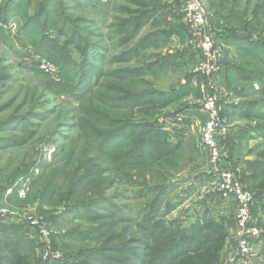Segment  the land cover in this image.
<instances>
[{"label":"rangeland","instance_id":"1","mask_svg":"<svg viewBox=\"0 0 264 264\" xmlns=\"http://www.w3.org/2000/svg\"><path fill=\"white\" fill-rule=\"evenodd\" d=\"M195 1L215 35L264 41V0ZM185 2L0 0V208L7 211L0 212V237L21 235L15 264L211 263L209 252L173 244L196 219L210 215L220 224L222 217L200 137L213 80L198 70L200 42ZM218 46L226 68L252 62L234 43ZM227 79L228 89L214 93L225 120L222 163L250 196L264 231V196L253 198L238 175L237 161L256 158L248 152L256 140L243 137L232 157L224 141L254 122L242 115L243 103L264 97L234 71ZM132 95L141 103L129 102ZM106 133L113 150L102 147ZM131 145L144 149L129 155ZM128 159L139 163L123 165ZM234 238L225 228L213 263L231 264ZM48 248L59 257L43 259ZM261 254L264 264V246Z\"/></svg>","mask_w":264,"mask_h":264},{"label":"trees","instance_id":"2","mask_svg":"<svg viewBox=\"0 0 264 264\" xmlns=\"http://www.w3.org/2000/svg\"><path fill=\"white\" fill-rule=\"evenodd\" d=\"M256 11V15H258ZM246 13V12H245ZM241 23V24H240ZM240 27L243 30L247 29V24H245V20H240L239 22ZM228 31H232L235 29H227ZM213 39L216 45H218L219 40H224L230 43H234L235 45L239 46L241 50L244 52L243 55L249 56L252 62L245 61L241 62L237 65L228 66L227 70L234 71L236 75V79L239 81H244L248 83V87L253 89L252 93L260 95L264 97V41L261 40H247L246 38H239V37H231L230 35L220 36L215 35L213 33ZM246 45V47H245ZM262 70V71H261ZM227 79V76H226ZM228 80V79H227ZM226 80L227 89L229 87V81ZM255 82L259 83V88H255L253 85ZM251 85V86H250ZM123 99L129 97H122ZM129 102L139 104L141 103V98L138 96L130 97ZM242 106V115L249 119L250 122L245 124L244 126H238L237 130H230L227 133V136L224 138L225 144L227 146V150L229 152V156H233L236 153V148L238 142L242 140L243 137L248 139L256 140L254 146L248 151L249 153L256 154V158L253 159H243L241 162L237 161L238 165L241 166L238 175L241 183L243 184L244 188L246 187L250 190L251 195L253 198L264 196V98L261 99H251L247 102L243 103ZM133 130H131L132 134L140 132L143 126H132ZM149 132H152L155 127L148 126ZM155 131V130H154ZM157 132H154L156 135ZM102 139V147L111 146L112 143L116 142L112 140L108 133L103 134L101 136ZM122 139V138H121ZM132 139L130 138V141ZM221 137H219V142ZM24 141L15 142V144H22ZM128 144V143H127ZM126 144V145H127ZM115 146V145H114ZM117 146V145H116ZM115 146V147H116ZM122 146V145H121ZM114 147H112L113 150ZM108 149V148H107ZM116 149V148H115ZM144 149L143 146L139 147V149H135V146H130L127 148L126 153L130 155V152H139ZM143 156V152H140ZM131 159L135 160L130 156ZM122 163L125 166H132L131 164L139 163L137 161L131 162L129 159L128 161ZM141 163V162H140ZM122 165V166H123ZM124 166V167H125ZM229 166V165H228ZM133 167V166H132ZM230 167V166H229ZM231 168V167H230ZM111 169V167L106 168ZM232 169V168H231ZM98 176V175H97ZM245 188V189H246ZM264 207V204H263ZM251 212H252V202H251ZM214 219L212 216H202L199 219H196L195 222L190 224V229L188 232L187 230L184 231V235H180L176 237L173 244H176L178 247L183 245L181 249H186V252H191L192 254H198L200 251H207L210 253L209 258L212 255L214 258V252L220 249L223 244V238L225 235V226L222 222V218L220 219V224H215L212 222ZM260 225V224H259ZM21 235L12 238V237H0V264H15V261L19 254L22 251V247L20 246V239ZM211 251V252H210ZM211 263L209 260H205L204 262H189L188 264H217L213 263V259ZM169 259V258H168ZM196 259V258H195ZM167 264H173L175 262V258H170L167 260Z\"/></svg>","mask_w":264,"mask_h":264},{"label":"built area","instance_id":"3","mask_svg":"<svg viewBox=\"0 0 264 264\" xmlns=\"http://www.w3.org/2000/svg\"><path fill=\"white\" fill-rule=\"evenodd\" d=\"M185 20L198 35L200 42L201 63L198 70L212 75L222 68L223 52L215 44L213 31L206 14L201 10L195 0H185ZM213 80V79H212ZM202 120L200 124V137L204 148L208 152L210 163L214 166L216 176L212 191L224 201H232L234 208V222L236 226V246L238 264L253 262L255 241L264 237L262 227L253 219L251 212V198L242 188L234 171L222 163V148L219 137L224 132L225 120L220 113L218 99L214 93L205 97L201 104ZM1 213H7L0 208ZM33 226L37 233L45 238L49 236L46 227L34 221ZM59 252L46 249L43 259L57 258Z\"/></svg>","mask_w":264,"mask_h":264},{"label":"crops","instance_id":"4","mask_svg":"<svg viewBox=\"0 0 264 264\" xmlns=\"http://www.w3.org/2000/svg\"><path fill=\"white\" fill-rule=\"evenodd\" d=\"M226 76H227V68L225 66H222V68L220 69V71L214 75H212V79H213V92H216V95L222 91L226 90ZM245 159H249V156H245ZM214 201V200H213ZM216 199H215V203H216ZM217 205L220 207L219 213L221 214V218L225 219V228L227 229V231L230 232V234L234 237L236 235V226H235V222H234V208L235 205L232 201H223L221 199H218L217 201ZM235 238H234V243H235ZM255 247H254V256H253V262H249L248 264H263V260L261 258L262 254H261V249L264 246V237L262 238V240H260L259 242L255 241ZM228 259L229 261H232L231 264H238V261L236 262L235 260L237 259V248L236 246H231L230 249H228ZM260 254V255H259ZM260 256V257H259ZM234 257V258H233ZM235 259L233 261V259ZM232 259V260H231ZM228 261V262H229Z\"/></svg>","mask_w":264,"mask_h":264}]
</instances>
